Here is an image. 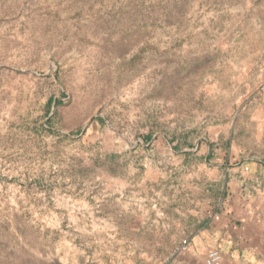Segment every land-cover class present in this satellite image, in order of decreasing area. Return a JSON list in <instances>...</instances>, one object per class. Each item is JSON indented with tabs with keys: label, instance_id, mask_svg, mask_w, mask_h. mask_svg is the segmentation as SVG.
<instances>
[{
	"label": "rangeland",
	"instance_id": "rangeland-1",
	"mask_svg": "<svg viewBox=\"0 0 264 264\" xmlns=\"http://www.w3.org/2000/svg\"><path fill=\"white\" fill-rule=\"evenodd\" d=\"M246 165L264 0H0V264H199Z\"/></svg>",
	"mask_w": 264,
	"mask_h": 264
},
{
	"label": "crops",
	"instance_id": "crops-1",
	"mask_svg": "<svg viewBox=\"0 0 264 264\" xmlns=\"http://www.w3.org/2000/svg\"><path fill=\"white\" fill-rule=\"evenodd\" d=\"M238 169L241 182L236 195L237 178H230L229 182L225 179V197L200 220L198 234L204 246L199 264H205L203 256L214 247L221 251L226 264H264V189L249 183L262 170L248 165ZM251 189L257 192L256 197L251 195ZM194 242L197 240L192 242L196 245ZM192 263L198 264L197 257Z\"/></svg>",
	"mask_w": 264,
	"mask_h": 264
},
{
	"label": "built area",
	"instance_id": "built-area-1",
	"mask_svg": "<svg viewBox=\"0 0 264 264\" xmlns=\"http://www.w3.org/2000/svg\"><path fill=\"white\" fill-rule=\"evenodd\" d=\"M205 264H226L222 260V253L218 248L208 250L205 257Z\"/></svg>",
	"mask_w": 264,
	"mask_h": 264
}]
</instances>
